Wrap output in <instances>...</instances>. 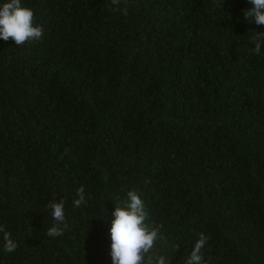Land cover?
<instances>
[{
    "label": "trees",
    "instance_id": "16d2710c",
    "mask_svg": "<svg viewBox=\"0 0 264 264\" xmlns=\"http://www.w3.org/2000/svg\"><path fill=\"white\" fill-rule=\"evenodd\" d=\"M21 3L44 35L0 39V225L18 244L0 233V264H112L131 190L162 225L150 255L185 264L203 233L207 264H264V25L248 0ZM60 200L68 227L49 237Z\"/></svg>",
    "mask_w": 264,
    "mask_h": 264
},
{
    "label": "clouds",
    "instance_id": "9594fccd",
    "mask_svg": "<svg viewBox=\"0 0 264 264\" xmlns=\"http://www.w3.org/2000/svg\"><path fill=\"white\" fill-rule=\"evenodd\" d=\"M119 3L120 0H110L111 5ZM248 3L252 7L244 10V19L258 26L264 25V0H248ZM116 10L113 8V11ZM122 11L126 14V8ZM43 35L42 26L35 24L34 11L22 6L21 0H6L0 4V39L8 41L11 38L17 46H22L26 42L41 40ZM252 43L254 44L252 51L260 55L261 48L264 47V31L255 33ZM77 196L78 199L73 202L75 207L79 208L87 203L83 186L77 190ZM47 207L51 209L55 224L47 230L46 235L59 237L68 227L65 202L63 200L50 202ZM112 216L109 229L112 264H168L165 256L150 255L155 244L163 238L162 225H152L149 222V212L140 193L136 190L128 191L127 201L116 205ZM99 219L104 220V214ZM0 233L3 234L5 252H14L18 244L12 239L11 233L2 225ZM207 241L208 237L201 233L185 264H207L203 254Z\"/></svg>",
    "mask_w": 264,
    "mask_h": 264
}]
</instances>
